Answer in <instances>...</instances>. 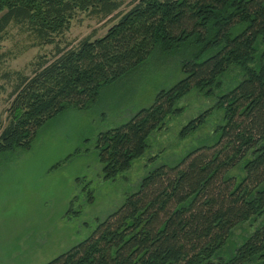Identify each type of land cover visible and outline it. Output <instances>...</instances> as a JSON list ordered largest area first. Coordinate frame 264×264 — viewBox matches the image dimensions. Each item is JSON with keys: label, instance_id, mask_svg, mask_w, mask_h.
Instances as JSON below:
<instances>
[{"label": "trees", "instance_id": "obj_1", "mask_svg": "<svg viewBox=\"0 0 264 264\" xmlns=\"http://www.w3.org/2000/svg\"><path fill=\"white\" fill-rule=\"evenodd\" d=\"M77 10L115 22L99 37L61 46ZM11 23L54 50L31 62L30 75L16 72L0 155L29 148L61 112L92 106L156 49L183 50V77L97 135L106 179L144 155L148 137L182 113L177 103L191 91L220 111L207 137L176 162L151 167L88 237L46 264H264V0H0V33ZM211 108L180 137L198 130ZM246 222L257 223L231 247Z\"/></svg>", "mask_w": 264, "mask_h": 264}, {"label": "rangeland", "instance_id": "obj_2", "mask_svg": "<svg viewBox=\"0 0 264 264\" xmlns=\"http://www.w3.org/2000/svg\"><path fill=\"white\" fill-rule=\"evenodd\" d=\"M128 8L125 3L118 11ZM111 16L75 11L61 46L103 35L115 22ZM35 40L13 23L0 33V131L8 122L16 72L30 75V64L37 56L53 53L54 44L36 45ZM182 51L156 49L131 73L104 86L92 106L61 112L38 130L29 148L0 155V264H46L67 251L135 192L151 167L176 162L211 133L220 111L213 108L212 97L191 91L177 103L182 113L168 117L165 127L148 137L143 156L115 179L104 177L97 135L127 122L141 108L149 107L159 91L182 78ZM208 108L211 113L205 123L181 138L180 128ZM90 191L93 202L88 200ZM256 223L234 229L230 246L238 244L239 237Z\"/></svg>", "mask_w": 264, "mask_h": 264}]
</instances>
